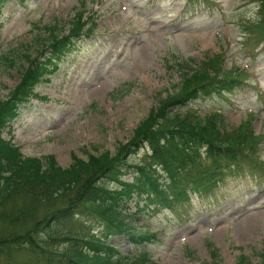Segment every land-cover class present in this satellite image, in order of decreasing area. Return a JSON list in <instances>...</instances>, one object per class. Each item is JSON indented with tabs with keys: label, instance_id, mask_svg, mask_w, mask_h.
<instances>
[{
	"label": "rangeland",
	"instance_id": "1",
	"mask_svg": "<svg viewBox=\"0 0 264 264\" xmlns=\"http://www.w3.org/2000/svg\"><path fill=\"white\" fill-rule=\"evenodd\" d=\"M81 4L82 0L7 2L0 18V102L9 98L28 67L24 55L46 52L45 27L59 23L66 34ZM259 5V0H85L83 12L95 23L93 35L72 40L70 54L37 88V99L22 108L4 138L24 157L51 156L64 170L73 166L74 156H115L159 100L176 93L186 65L193 72L206 57L223 55L226 74L231 77L241 70L237 74L243 84L234 93L194 101L188 111L200 118L219 112L228 130L253 116L254 163L229 174L212 192L191 191L190 206L179 202L168 208L156 201L147 205L145 197L129 203L126 212L135 213L130 223L150 240L140 246L124 236L108 241L125 256L146 251L160 264L211 263L210 244L218 251L219 264H238L241 256L259 263L264 252V172L253 169L264 165V18ZM151 154L146 146L129 163L139 165ZM209 165L207 161L202 167ZM136 174L132 169L123 180L132 183ZM15 205L16 200H10L3 211ZM76 220L57 230L61 235L104 236L96 218ZM1 231H7L6 225ZM9 259L0 264H30L29 254Z\"/></svg>",
	"mask_w": 264,
	"mask_h": 264
},
{
	"label": "trees",
	"instance_id": "2",
	"mask_svg": "<svg viewBox=\"0 0 264 264\" xmlns=\"http://www.w3.org/2000/svg\"><path fill=\"white\" fill-rule=\"evenodd\" d=\"M9 1L0 0V17ZM259 1V14L264 18V0ZM2 28L0 22V33ZM59 28V23L45 27L46 52L24 56L29 65L22 70L20 83L6 101L0 102V260L9 262L13 256L29 254L30 264H159L146 251L136 257L124 256L108 238L124 236L137 246L150 240L129 221L135 214L128 215L126 208L136 199L145 197L147 205L156 201L169 208L182 201L189 204V191H214L229 174L242 171L247 162L254 163L257 139L251 119L236 130H227L221 113L200 118L188 111L192 102L234 93L244 81L237 72L231 77L226 74L223 55L207 58L193 72L186 65L176 93L160 100L115 156L109 152L88 154L87 159L74 156L73 166L64 170L51 156L44 161L25 158L12 140L3 137L23 106L38 96V86L70 53L72 40L93 33L92 20H85L83 11L72 20L68 34L61 35ZM146 146L151 156L131 165L130 158ZM207 161L210 165L202 167ZM131 169L137 174L129 183L123 177ZM13 199L16 205L3 211ZM82 217L99 220L104 236L61 235L57 230ZM2 225H6V232L1 231ZM213 257V264H219L216 252ZM238 264L252 263L242 256ZM258 264H264V253Z\"/></svg>",
	"mask_w": 264,
	"mask_h": 264
}]
</instances>
